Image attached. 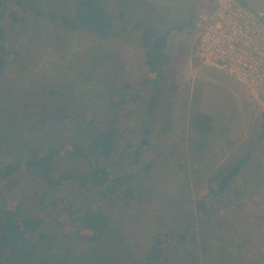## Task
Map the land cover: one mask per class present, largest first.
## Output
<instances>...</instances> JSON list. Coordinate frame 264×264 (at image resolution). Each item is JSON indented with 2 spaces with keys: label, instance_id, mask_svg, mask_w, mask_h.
Segmentation results:
<instances>
[{
  "label": "rangeland",
  "instance_id": "1",
  "mask_svg": "<svg viewBox=\"0 0 264 264\" xmlns=\"http://www.w3.org/2000/svg\"><path fill=\"white\" fill-rule=\"evenodd\" d=\"M33 1L45 12L70 14L75 0ZM104 2L106 9L120 7L131 22L149 21L161 32L170 25H185L168 32L172 61L161 84L163 99L150 120V144L139 161L124 149L115 159L114 168L134 172L133 183L144 201L125 205L109 198L114 233L107 234L102 245L112 250L95 246L91 252L78 236L61 231L49 209L43 222L55 234L52 251L69 264H81L94 252L90 264H109L98 263L100 255L106 258L103 252L110 264H151L147 256L152 236L159 233L164 264H264V96L202 58V17L212 10L211 0ZM18 31L16 56L0 74V168L22 163L46 146L86 142L105 122L104 95L111 86L134 83L146 70L138 32L130 27L98 37L65 31L48 16L29 15ZM123 109L132 112L121 117L120 128L129 127L121 142L137 143L140 122L146 118L144 106ZM195 111L212 117L209 132L192 128ZM201 139L206 140L203 147ZM248 152L249 161L215 200L214 210L199 212L194 205L198 186L219 166ZM61 164L68 166L63 159ZM10 186V194L18 195V188ZM72 195L66 184L55 193L70 203ZM83 199L93 204L95 196ZM184 230L187 236L180 246L175 234Z\"/></svg>",
  "mask_w": 264,
  "mask_h": 264
},
{
  "label": "trees",
  "instance_id": "2",
  "mask_svg": "<svg viewBox=\"0 0 264 264\" xmlns=\"http://www.w3.org/2000/svg\"><path fill=\"white\" fill-rule=\"evenodd\" d=\"M104 1L75 0L73 11L68 14L45 12L33 0H0V74L16 56L18 27L26 24L29 15L48 16L65 31L87 32L98 37L115 36L130 27L138 32L146 68L136 82L111 86L104 95L107 98L105 122L91 133L86 142H61L51 148L46 146L42 152L32 153L22 163L0 168V264H69L66 258L52 251L55 234L49 233L43 222L49 209L59 220L61 231L66 235L78 236L87 244L90 252L95 246L112 250L102 245L105 244V236L108 234L110 237L114 233L115 224L112 205L107 200L116 197L125 205L130 202L141 205L144 201L142 193L133 183L134 172L114 168L115 159L124 149L130 150L135 160L139 161L144 148L150 144V120L163 99L161 84L168 75L167 68L172 61L167 52L168 32L181 29L185 24L170 25L161 32L149 21L131 22L120 7L112 11L106 9ZM126 105L144 106L146 118L140 122L141 134L137 143L129 140L123 144L121 142L129 132L128 126L120 128L121 117L129 116L133 110L132 107L131 111L124 113ZM62 112L67 113L65 108H62ZM190 125L205 134L212 129L213 120L208 113L195 111L190 117ZM261 134L264 135V130ZM199 141L201 147L206 145L205 139ZM249 157L248 152L235 161L219 166L211 177L198 186L194 205L199 212L214 210L215 200L226 192ZM62 159L67 161L68 166H62ZM62 184L73 191L71 203L55 196ZM9 185H12L11 189L18 188V195L10 194ZM89 194L95 196L93 204L81 200ZM175 236L181 246L186 240L187 231L177 232ZM150 246L146 255L148 261L151 264H164L167 257L164 255L161 234H153ZM96 255L94 252L80 263L90 264ZM102 255L106 258L100 255L96 258L98 263L103 261L110 264V256L106 252Z\"/></svg>",
  "mask_w": 264,
  "mask_h": 264
},
{
  "label": "built area",
  "instance_id": "3",
  "mask_svg": "<svg viewBox=\"0 0 264 264\" xmlns=\"http://www.w3.org/2000/svg\"><path fill=\"white\" fill-rule=\"evenodd\" d=\"M198 50L205 59L264 96V16L239 0H211ZM204 59V60H205Z\"/></svg>",
  "mask_w": 264,
  "mask_h": 264
},
{
  "label": "water",
  "instance_id": "4",
  "mask_svg": "<svg viewBox=\"0 0 264 264\" xmlns=\"http://www.w3.org/2000/svg\"><path fill=\"white\" fill-rule=\"evenodd\" d=\"M246 7L256 12L259 15L264 16V0H239Z\"/></svg>",
  "mask_w": 264,
  "mask_h": 264
}]
</instances>
